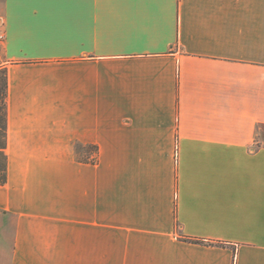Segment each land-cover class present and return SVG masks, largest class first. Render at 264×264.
<instances>
[{"label":"crops","instance_id":"0c3cea01","mask_svg":"<svg viewBox=\"0 0 264 264\" xmlns=\"http://www.w3.org/2000/svg\"><path fill=\"white\" fill-rule=\"evenodd\" d=\"M0 28V264H264V0H0Z\"/></svg>","mask_w":264,"mask_h":264},{"label":"trees","instance_id":"16d2710c","mask_svg":"<svg viewBox=\"0 0 264 264\" xmlns=\"http://www.w3.org/2000/svg\"><path fill=\"white\" fill-rule=\"evenodd\" d=\"M7 95H8V73L7 68L0 66V184L4 185L8 180V155L7 145ZM95 155L92 159H81L84 162H96L98 160L99 148L93 147ZM182 239L202 244H223L221 242H210L201 239H193L182 236ZM224 245V244H223Z\"/></svg>","mask_w":264,"mask_h":264},{"label":"rangeland","instance_id":"374dc122","mask_svg":"<svg viewBox=\"0 0 264 264\" xmlns=\"http://www.w3.org/2000/svg\"><path fill=\"white\" fill-rule=\"evenodd\" d=\"M264 140V139H263ZM93 145H88L84 147H76L73 149H60L63 154H67L77 159H92L93 155H95ZM44 152H51V149H41Z\"/></svg>","mask_w":264,"mask_h":264},{"label":"built area","instance_id":"2783aa9c","mask_svg":"<svg viewBox=\"0 0 264 264\" xmlns=\"http://www.w3.org/2000/svg\"><path fill=\"white\" fill-rule=\"evenodd\" d=\"M4 38V32L3 30L0 28V40H2Z\"/></svg>","mask_w":264,"mask_h":264}]
</instances>
